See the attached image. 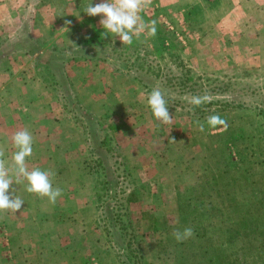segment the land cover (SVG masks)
Returning <instances> with one entry per match:
<instances>
[{
    "label": "rangeland",
    "instance_id": "rangeland-1",
    "mask_svg": "<svg viewBox=\"0 0 264 264\" xmlns=\"http://www.w3.org/2000/svg\"><path fill=\"white\" fill-rule=\"evenodd\" d=\"M62 2L0 0V36L19 7L46 24ZM100 2H76L71 34L0 46L4 158L27 129L29 170L62 189L52 204L13 177L24 204L0 212V264H264V0H151L139 15L156 34L130 45L84 12ZM157 85L171 124L147 105Z\"/></svg>",
    "mask_w": 264,
    "mask_h": 264
},
{
    "label": "clouds",
    "instance_id": "clouds-1",
    "mask_svg": "<svg viewBox=\"0 0 264 264\" xmlns=\"http://www.w3.org/2000/svg\"><path fill=\"white\" fill-rule=\"evenodd\" d=\"M151 0H102V2L87 5L84 12L89 16H101L100 25L106 30L104 35L114 34L118 36L123 45H130L133 37L139 36L147 29V34L154 36L156 34V22L146 24L139 12L147 7ZM71 21H66L70 24ZM166 93L159 85L153 88L147 98V105L150 107L156 120L163 124H171L173 116L169 113V107L165 99ZM183 99L190 104L200 106L202 103L210 102L209 95L204 96H185ZM207 123L210 126L225 124L226 122L218 115L207 117ZM199 130L204 131L203 124L199 125ZM176 142L175 140H172ZM11 142L16 149L11 156V163L5 160L4 149L0 147V212L11 211L17 213L24 204V200L13 193L9 194L10 186L14 183H20L26 180V191L28 193L38 194L40 197H47L49 202L55 204L57 198L62 195V189L53 187L50 177L54 175L50 170L44 171L39 168L29 170L26 164V158L33 154V137L31 133L25 130L16 131L11 136ZM177 242H183L194 235L191 227H186L183 231L174 230L172 233Z\"/></svg>",
    "mask_w": 264,
    "mask_h": 264
},
{
    "label": "crops",
    "instance_id": "crops-1",
    "mask_svg": "<svg viewBox=\"0 0 264 264\" xmlns=\"http://www.w3.org/2000/svg\"><path fill=\"white\" fill-rule=\"evenodd\" d=\"M78 1H76V2H78ZM76 2L75 1L72 2L71 0H63L61 6L56 5V7L54 8L55 11L52 10V13L54 14L53 17H50L51 19H48L46 24L41 23L39 21V19H37V17L34 16V14L32 15L30 13V11H26V9L28 10V7H26V5L24 7H19L17 10L19 20H18V22L13 23V27L11 28L12 29L11 31H5V34L0 36V39H2L0 46L4 45V46H9L10 48H11V46L26 48L23 45L29 44V43H32V45L33 44L34 45L39 44L40 40L44 39V37H43L44 35L42 34V32H44V31L52 33L50 36L51 37L50 39L53 41H54L53 37L57 33H59L61 36H64V34L68 35V33L71 34L72 32L77 31V30H75L74 26H72L71 24H66V21H69L74 17L73 11L77 10V7L75 10H70V9L74 8V5L78 6ZM47 3H50L49 7L54 6V3H52V2L48 1ZM69 3H71V5H69ZM58 5H60V4H58ZM35 10L37 11V7L35 8ZM57 10L60 11L61 13L65 14V15H63L62 18L55 19V13ZM69 11L71 13H69ZM24 12H26V15L23 14ZM13 15H15V14H13ZM24 19L27 20L29 23L27 28H22V25H25V23H24V21H21V20H24ZM52 20L54 21V23H51ZM56 20H58L59 22L56 23L55 22ZM15 37H19L18 38L19 42H16V41L12 42L11 46H10V42L13 39H15ZM78 38H79V34L76 35L75 39H78ZM3 40L9 41V43L4 42ZM45 40H47V38H45ZM73 43H74V40L72 39L71 43H60L57 46H55L53 44V45H51V47L55 48V50L57 52H60V50H58L57 48H61L63 53H65V50H68L69 46H71ZM71 57H73V56H71ZM0 59L6 60V59H8V56L2 54L0 56Z\"/></svg>",
    "mask_w": 264,
    "mask_h": 264
},
{
    "label": "trees",
    "instance_id": "trees-1",
    "mask_svg": "<svg viewBox=\"0 0 264 264\" xmlns=\"http://www.w3.org/2000/svg\"><path fill=\"white\" fill-rule=\"evenodd\" d=\"M208 104H209V102H205V103H203V105L201 107H204L205 105H208ZM195 108L199 109L200 107L196 106Z\"/></svg>",
    "mask_w": 264,
    "mask_h": 264
}]
</instances>
